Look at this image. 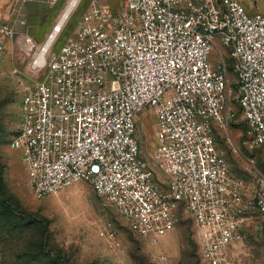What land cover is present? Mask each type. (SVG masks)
Here are the masks:
<instances>
[{"label": "built area", "instance_id": "obj_1", "mask_svg": "<svg viewBox=\"0 0 264 264\" xmlns=\"http://www.w3.org/2000/svg\"><path fill=\"white\" fill-rule=\"evenodd\" d=\"M32 1L12 0L17 19L0 23L2 42H13L18 26L28 25L22 10ZM73 1L41 46L30 35L24 43L34 83L22 96L10 145L23 152L34 195L86 182L153 244L176 228L184 210L207 264H238L234 250L245 238V221L264 216V172L249 198L219 140L243 153L232 135L240 114L246 147H264V11L251 14L242 0H118L116 8L90 0L58 49L82 2L67 15ZM221 45L236 60L232 69ZM214 50L220 61L213 65ZM147 107L157 119L154 157L169 176L166 188L141 157L136 118ZM257 230L264 239V222ZM155 261L170 259L162 254Z\"/></svg>", "mask_w": 264, "mask_h": 264}, {"label": "rangeland", "instance_id": "obj_2", "mask_svg": "<svg viewBox=\"0 0 264 264\" xmlns=\"http://www.w3.org/2000/svg\"><path fill=\"white\" fill-rule=\"evenodd\" d=\"M68 1L50 3L42 0V4H29L24 17L28 25L18 26L17 38L13 42L4 39L2 42L0 37V164L3 166L5 196L25 212L34 215L36 222H40V225L35 223L28 237L34 240L43 230L46 252L52 255V258L39 255L35 261H31L29 257L15 258L11 252L0 264H60L55 258L60 252H64L68 264H158L155 257L162 254L170 259L167 264H207L200 252L198 228L184 210L180 212L176 228L164 236L159 244H153L149 237L132 231L116 208L98 196L86 182H77L42 199L34 195L27 166L22 160L23 152L10 145L20 122L22 96L34 83V73L30 71L31 56L24 43L26 35H30L37 47L41 46ZM89 2L82 0L75 9L57 43L58 49L73 32ZM109 3L113 8L119 5L118 0H110ZM242 3L251 14L264 11V0H242ZM253 3L254 11L251 12L249 9ZM3 7H0V23L8 22L1 18ZM1 45H5L4 49ZM221 50L232 68L236 60L226 47L221 45ZM211 61L213 65L220 61L217 50L212 51ZM235 81L236 74L230 70V98L236 94ZM229 104L238 110L234 100ZM136 119L141 157L149 164L161 186L166 188L169 176L154 157L159 144L154 109H143ZM238 120L232 127V135L243 153L235 152L224 139L219 140V148L229 162L231 172L245 180L247 195L253 198L257 174L264 172V147H246L247 125L240 114ZM245 222V238L234 250L238 264L243 263V256L250 254L254 258L260 251L259 241L254 236H258L256 226L264 222V216L253 215ZM250 264L255 262L250 260Z\"/></svg>", "mask_w": 264, "mask_h": 264}, {"label": "trees", "instance_id": "obj_3", "mask_svg": "<svg viewBox=\"0 0 264 264\" xmlns=\"http://www.w3.org/2000/svg\"><path fill=\"white\" fill-rule=\"evenodd\" d=\"M232 69V68H231ZM37 219L34 215L25 212L20 206L11 202L5 196L3 166L0 164V251L1 262H5L6 255L13 253L15 258L29 257L35 261L39 255L52 258L51 252H46L43 225L40 235L31 240L28 237L31 229L35 228ZM39 253V254H38ZM38 254V255H37ZM60 264H68L64 252L55 255Z\"/></svg>", "mask_w": 264, "mask_h": 264}, {"label": "crops", "instance_id": "obj_4", "mask_svg": "<svg viewBox=\"0 0 264 264\" xmlns=\"http://www.w3.org/2000/svg\"><path fill=\"white\" fill-rule=\"evenodd\" d=\"M0 2L2 3V5L0 7L2 8L4 6L3 7L4 10L1 13V18H5L8 22L17 19L16 16H15V13H12V0H0ZM31 3H33L34 5H37L39 3L42 4V0H33ZM254 5L255 4L253 3V5H251L252 8L249 9L251 12L254 11L253 10L254 9ZM28 6L22 10L23 13L26 14V11L28 10L27 9ZM257 235L258 236H254V238H256L259 241L260 251L257 253V256H255L254 258H251L250 254H247V256H243V258H242L243 259V263L242 264H250V260L254 261L255 264H264V239H262V237L259 235L258 232H257ZM1 258L2 257H1V251H0V263H1Z\"/></svg>", "mask_w": 264, "mask_h": 264}, {"label": "bare ground", "instance_id": "obj_5", "mask_svg": "<svg viewBox=\"0 0 264 264\" xmlns=\"http://www.w3.org/2000/svg\"><path fill=\"white\" fill-rule=\"evenodd\" d=\"M78 0H74L71 5H69L66 14L69 15L71 12H73Z\"/></svg>", "mask_w": 264, "mask_h": 264}]
</instances>
